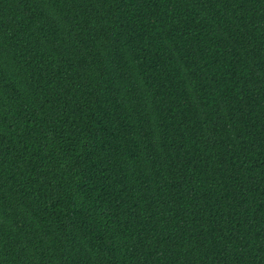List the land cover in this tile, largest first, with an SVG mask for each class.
<instances>
[{"label": "trees", "instance_id": "trees-1", "mask_svg": "<svg viewBox=\"0 0 264 264\" xmlns=\"http://www.w3.org/2000/svg\"><path fill=\"white\" fill-rule=\"evenodd\" d=\"M0 264H264V0H0Z\"/></svg>", "mask_w": 264, "mask_h": 264}]
</instances>
